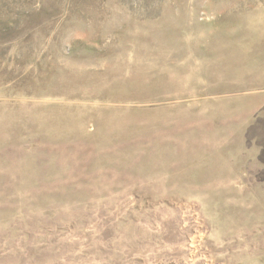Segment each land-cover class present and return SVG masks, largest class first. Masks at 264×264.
I'll use <instances>...</instances> for the list:
<instances>
[{
  "label": "rangeland",
  "instance_id": "374dc122",
  "mask_svg": "<svg viewBox=\"0 0 264 264\" xmlns=\"http://www.w3.org/2000/svg\"><path fill=\"white\" fill-rule=\"evenodd\" d=\"M260 39L264 0H0V264H264Z\"/></svg>",
  "mask_w": 264,
  "mask_h": 264
},
{
  "label": "crops",
  "instance_id": "0c3cea01",
  "mask_svg": "<svg viewBox=\"0 0 264 264\" xmlns=\"http://www.w3.org/2000/svg\"><path fill=\"white\" fill-rule=\"evenodd\" d=\"M261 37V36H260ZM264 125V42L246 47V134Z\"/></svg>",
  "mask_w": 264,
  "mask_h": 264
}]
</instances>
